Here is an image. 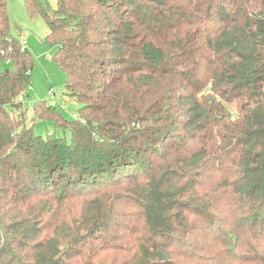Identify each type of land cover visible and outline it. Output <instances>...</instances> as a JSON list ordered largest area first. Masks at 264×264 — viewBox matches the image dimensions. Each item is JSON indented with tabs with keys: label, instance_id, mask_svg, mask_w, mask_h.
Wrapping results in <instances>:
<instances>
[{
	"label": "trees",
	"instance_id": "1",
	"mask_svg": "<svg viewBox=\"0 0 264 264\" xmlns=\"http://www.w3.org/2000/svg\"><path fill=\"white\" fill-rule=\"evenodd\" d=\"M23 4L80 107H24L0 0V264H264V0Z\"/></svg>",
	"mask_w": 264,
	"mask_h": 264
},
{
	"label": "rangeland",
	"instance_id": "2",
	"mask_svg": "<svg viewBox=\"0 0 264 264\" xmlns=\"http://www.w3.org/2000/svg\"><path fill=\"white\" fill-rule=\"evenodd\" d=\"M52 9L56 0H47ZM7 13L10 24V34L18 40L27 43L33 64L28 76L27 95L24 107L32 108L35 101H44L47 105L58 110L65 118L73 120L77 117L80 107L74 99L65 95L66 74L58 65L55 58L57 47L47 40L48 28L41 17L30 18L24 8L23 0H7ZM4 69L14 70L10 64L0 63V72ZM18 113L15 114L17 116ZM25 123L36 130L56 132L52 125L39 122L32 113L24 115ZM68 137V133H66Z\"/></svg>",
	"mask_w": 264,
	"mask_h": 264
},
{
	"label": "built area",
	"instance_id": "3",
	"mask_svg": "<svg viewBox=\"0 0 264 264\" xmlns=\"http://www.w3.org/2000/svg\"><path fill=\"white\" fill-rule=\"evenodd\" d=\"M3 42L8 44V45L6 46V48L0 49V58H4V57L8 56L10 53L13 52V48L9 45L10 44V39L6 38ZM18 44L20 46V51H23L24 49H26V46H27L26 41L18 40ZM4 63L5 64L10 63V59L5 60ZM28 74H29V72L27 73V75Z\"/></svg>",
	"mask_w": 264,
	"mask_h": 264
}]
</instances>
